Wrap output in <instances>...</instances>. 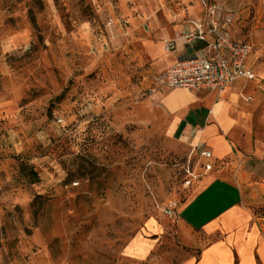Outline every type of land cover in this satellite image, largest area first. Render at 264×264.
<instances>
[{
	"label": "rangeland",
	"instance_id": "obj_1",
	"mask_svg": "<svg viewBox=\"0 0 264 264\" xmlns=\"http://www.w3.org/2000/svg\"><path fill=\"white\" fill-rule=\"evenodd\" d=\"M196 6L232 15L264 79V0H0V264H165L182 250L165 208L191 191L189 149L141 73ZM243 191L264 223V185Z\"/></svg>",
	"mask_w": 264,
	"mask_h": 264
},
{
	"label": "crops",
	"instance_id": "obj_2",
	"mask_svg": "<svg viewBox=\"0 0 264 264\" xmlns=\"http://www.w3.org/2000/svg\"><path fill=\"white\" fill-rule=\"evenodd\" d=\"M201 7H194L189 18H206L209 11ZM225 14L214 11L216 18ZM158 20H153L154 28ZM173 32V27L166 26L156 33L161 48L163 38ZM185 54L187 46L180 41L158 66L148 70L160 72ZM250 56L248 64L257 72ZM257 75L256 81H236L222 98L202 89L164 86L151 95L169 135L178 136L188 154L196 155L192 148L201 145L217 159H229L234 167L241 164L237 181L231 179L230 170L223 169L203 175L192 185L178 204L175 223L169 225L182 250L178 255L171 251L164 254L165 264H264V223L245 204L243 191L264 185V79Z\"/></svg>",
	"mask_w": 264,
	"mask_h": 264
},
{
	"label": "built area",
	"instance_id": "obj_3",
	"mask_svg": "<svg viewBox=\"0 0 264 264\" xmlns=\"http://www.w3.org/2000/svg\"><path fill=\"white\" fill-rule=\"evenodd\" d=\"M206 1L203 0L205 5ZM217 8L209 9V14L204 19H179L180 28L174 38L166 40L165 50L174 51L178 42L182 41L187 46V54L160 72L144 69L141 74L147 73L150 79L144 88V94L151 95L164 86L170 89H202L222 98L227 88L236 81L242 78L253 81L258 79L256 70L248 64L252 44L247 39L232 34L231 14L220 18L214 16ZM194 151L198 153H190L186 158L184 186L190 188L203 175L223 169L230 170L231 179L237 181L236 172L240 163L234 167L229 159H217L212 151L201 145L194 146L192 152ZM177 207V201L169 202L165 208L166 214L175 216Z\"/></svg>",
	"mask_w": 264,
	"mask_h": 264
}]
</instances>
